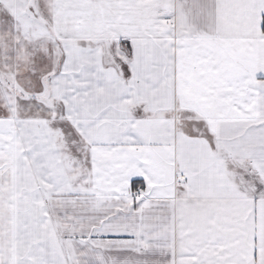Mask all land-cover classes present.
<instances>
[{
  "label": "snow or ice",
  "instance_id": "obj_1",
  "mask_svg": "<svg viewBox=\"0 0 264 264\" xmlns=\"http://www.w3.org/2000/svg\"><path fill=\"white\" fill-rule=\"evenodd\" d=\"M0 264H264V0H0Z\"/></svg>",
  "mask_w": 264,
  "mask_h": 264
}]
</instances>
